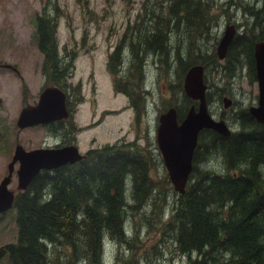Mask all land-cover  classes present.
Returning <instances> with one entry per match:
<instances>
[{
  "label": "trees",
  "instance_id": "trees-1",
  "mask_svg": "<svg viewBox=\"0 0 264 264\" xmlns=\"http://www.w3.org/2000/svg\"><path fill=\"white\" fill-rule=\"evenodd\" d=\"M153 3L160 10L147 7L144 16L148 15L147 26L154 29L144 33L142 28L132 29L137 37L130 39V53L133 61H138L134 66L141 68L146 55L157 52L166 69L178 64L185 75L198 64L217 70L213 56L195 53L197 42L193 39L191 43L194 37L210 34L216 20L212 1ZM240 3L234 4L242 7L248 17L229 46L223 69L231 74L245 63L256 80L254 52L256 42L264 41V0H259L258 7ZM56 10L59 12L58 7ZM58 16L59 13L57 20ZM173 21L176 31L186 30L188 47L194 52L190 50L185 55L178 45L172 59L169 33ZM35 24L37 44L44 54L43 76L49 85L67 88L70 65L59 57L54 19L38 15ZM127 40L124 38L110 54V68L116 77L123 78L124 84L118 90L132 96L143 78L137 83L122 76ZM209 78L206 82L210 99L213 85ZM140 99L139 92L136 104L142 112ZM185 115L179 112V120ZM235 123L229 137L211 129L201 132L202 142L194 153L186 193L174 200L172 213L164 221L163 232L175 240L177 254L185 256L187 264H264V125L254 120L249 109L238 112ZM155 158L163 160L160 152ZM155 158L145 146L133 141L94 147L80 161L42 170L27 189L15 194L10 208L14 211L16 236L13 242L0 247V259L5 255L9 264H107L104 245L108 236L116 243L132 246L138 238V227L131 235L127 228L132 214L152 204V213L158 217L168 204L167 191L155 197ZM218 159L224 173L205 165ZM166 180L170 183L169 176ZM149 216L147 225L154 228L157 223L151 222Z\"/></svg>",
  "mask_w": 264,
  "mask_h": 264
},
{
  "label": "rangeland",
  "instance_id": "rangeland-1",
  "mask_svg": "<svg viewBox=\"0 0 264 264\" xmlns=\"http://www.w3.org/2000/svg\"><path fill=\"white\" fill-rule=\"evenodd\" d=\"M211 1L216 15L211 32L208 36L202 35L200 39L192 38L191 43L194 44L193 39L197 42L195 53L213 56V64L218 69L205 67V76L210 77V83L214 86L211 87L212 100L208 102L210 110L216 118L219 115L223 119L225 117L224 120L229 121H226L229 124L231 122V128L235 130L237 113L258 102L259 88L250 75L249 65L245 63L238 72L226 73L223 66L227 59H220L216 48L228 25H234L239 32L246 24L248 16L242 7L234 4L235 1H240V4L251 3L256 7L260 4L259 0ZM154 4L153 0H0V64L10 65L5 68L2 65L0 68V183L8 175V165L13 159L16 144L30 147L34 143L37 146L46 134L47 142L53 145L59 142L75 143L84 154L90 148L135 141L145 146L155 158L160 152L157 129L161 114L176 107L185 115L196 102L184 91H180L184 85L185 73L178 64L166 69L160 61L162 55L151 52L146 55L141 68L134 66L138 61H133L130 53V39L135 37L134 31L138 28H142L143 33L144 30L151 32L154 29L153 26H147L149 22L145 20L149 19L148 15L144 16L147 7L154 11L160 10ZM38 15L54 19L59 57L66 65H70L71 75L66 81L68 87L63 88L68 94L72 114L63 123L66 135L63 137H56L53 133L60 125L48 129L35 126L24 130H18L16 125L20 110L27 105L37 104L41 91L49 85L42 73L44 54L35 37V19ZM173 24L174 21L171 22L172 27ZM176 30L173 27L169 31L172 59L176 53L175 46L181 45L185 55L193 50L188 47L189 36L186 30ZM124 38L129 40V44L124 50L122 76L137 83L143 78L132 95V108L127 107L130 104L127 93L118 90L124 84L123 78L116 77L110 68V54ZM11 65L17 67L19 75L9 69ZM139 92L142 112H139L136 104ZM224 97L231 100L229 108L224 107ZM65 138L68 142L64 141ZM153 148H156L155 152L152 151ZM205 165L216 173L225 171L219 159ZM17 166H14L11 183L8 185L15 193L18 192L15 174ZM153 167L152 176L157 182L155 197L159 196V192L167 191L168 204L162 208L161 216L158 217L152 213V204H147L139 212L132 214L130 223L127 224L130 235L133 228L138 227V238L132 242V246L125 242H113L108 236L104 245L107 264H124L127 261L134 264L188 262L185 256L177 254L175 240L163 232L164 221L171 215L174 200L180 194L174 189L171 180L167 183L169 174L161 158H155ZM132 190L130 199L133 198ZM148 215L151 222L157 223L154 228L147 225ZM15 236L14 211L9 208L0 213V247L13 242ZM2 257L0 264H9L5 255Z\"/></svg>",
  "mask_w": 264,
  "mask_h": 264
},
{
  "label": "water",
  "instance_id": "water-1",
  "mask_svg": "<svg viewBox=\"0 0 264 264\" xmlns=\"http://www.w3.org/2000/svg\"><path fill=\"white\" fill-rule=\"evenodd\" d=\"M237 33L234 25H228L221 38L217 53L224 59L229 46ZM256 75L259 85L257 105L249 108L254 118L264 124V41L255 44ZM4 67H10L5 64ZM184 90L186 94L199 101L198 108L191 106L184 119L179 122L176 107L169 108L159 118L157 142L162 154L164 164L175 190L185 194L190 175L193 171V158L198 144L199 133L203 129H213L218 133L228 136L231 132L224 119H216L210 112L206 93L208 84L205 81V66L194 65L185 75ZM224 107L229 108L231 100L224 98ZM1 102V99H0ZM68 94L59 85L47 86L40 94L35 105L22 108L17 117L16 125L19 129L49 123L69 117L67 106ZM80 149L76 145H68L61 149H36L26 151L21 146L15 149V155L9 163L8 175L0 183V213L13 205L14 193L8 189V184L13 172L14 163L18 160L17 169L18 188L25 190L31 179L42 169H55L68 163L82 159Z\"/></svg>",
  "mask_w": 264,
  "mask_h": 264
},
{
  "label": "flooded vegetation",
  "instance_id": "flooded-vegetation-1",
  "mask_svg": "<svg viewBox=\"0 0 264 264\" xmlns=\"http://www.w3.org/2000/svg\"><path fill=\"white\" fill-rule=\"evenodd\" d=\"M238 32V31H237ZM227 54H228V52H227ZM227 54H226V57H227ZM225 57V58H226ZM224 58V59H225ZM2 65H4V64H0V68H2L3 66ZM12 67L11 68H9V69H11L12 71H14L17 75H19V71H18V69H17V67H15V66H13V65H11ZM3 68H5V67H3ZM205 81H206V76H205ZM256 83L258 84V79H256ZM208 84V83H207ZM209 86V85H208ZM258 88H259V86H258ZM43 91V90H42ZM41 91V92H42ZM208 91H210V88L208 87V90H207V93H206V97H207V101L209 102V101H211L212 100V97L209 99L208 98ZM121 93H123L122 91H120ZM41 94V93H40ZM128 96H129V99H130V104H128V106L127 107H130V108H132V107H134V99H133V97L130 95V94H127ZM188 96V95H187ZM40 97V96H39ZM258 97H259V95H258ZM225 98V97H224ZM193 99V98H192ZM193 101H195L196 103H193L191 106H197V104L199 103V101L198 100H196V99H193ZM209 104V103H208ZM251 105H257V103L256 104H251ZM250 105V106H251ZM67 106H68V109H69V112H70V115H69V117L71 116V114H72V112H71V110H70V108H69V105H68V102H67ZM126 107V108H127ZM191 108V107H190ZM209 108H210V106H209ZM248 109H249V107H248ZM178 110V109H177ZM210 112H211V110H210ZM186 114H187V112H186ZM211 114H212V112H211ZM213 115V114H212ZM186 116V115H185ZM214 116V115H213ZM68 117V118H69ZM68 118H66V119H60V120H56V121H53V122H49V123H41V124H38V125H34V126H30V127H26V128H31V127H35V126H43L45 129H48L49 127H53V126H58V125H60L59 126V128L56 130V129H54L53 131V133H54V135L56 136V137H63V136H66L65 135V127H64V121L65 120H67ZM178 118H179V111H178ZM216 118V117H215ZM184 119V118H183ZM182 119V120H183ZM216 119H223V116L222 115H219V117L218 118H216ZM224 119H225V117H224ZM181 120V121H182ZM254 120L255 121H257L255 118H254ZM181 121H179V122H181ZM227 121V120H226ZM227 122H229V121H227ZM258 122V121H257ZM259 123V122H258ZM259 124H261V125H264V124H262V123H259ZM228 125H229V127L231 128L232 127V123L230 122V124L228 123ZM26 128H22V129H19L18 128V130H24V129H26ZM203 130H205V129H203ZM203 130H201V132L203 131ZM211 130H213V129H211ZM214 131V130H213ZM201 132L199 133V138H198V144H197V147H198V145H199V142H202V137L200 136L201 135ZM48 136H47V134H46V136H45V138H44V140L39 144V145H37V146H35L34 145V143H33V145H31L30 147H24V146H22L20 143H17L16 144V146H15V148H14V152H13V156H12V158L14 157V155H15V149L17 148V146H21L22 148H24L26 151H32V150H36V149H50V148H52V149H55V150H57V149H61V148H64V147H66V146H68V145H76V146H78V148L80 149V147H79V145H77V144H75V143H71V142H69V143H65L64 144V142L62 143V142H59V143H56V144H51L50 142H47L46 141V138H47ZM65 142H68L67 140H66V138H65V140H64ZM126 142V141H125ZM196 147V148H197ZM91 149V148H90ZM89 149V150H90ZM88 150V151H89ZM87 151V152H88ZM86 152V153H87ZM80 153L82 154V159L86 156V153L84 154V153H82L81 152V150H80ZM161 154V153H160ZM162 156V155H161ZM81 159V160H82ZM80 161V160H79ZM15 165H18L19 166V162H18V160L14 163V166ZM66 165V164H65ZM14 166H13V172H12V175H13V173H14ZM18 166H17V168H18ZM166 167V166H165ZM17 168L15 169V174H16V177H17V183H18V175H17V172H16V170H17ZM44 170H49V169H44ZM12 175H11V178H10V182H9V184L11 183V179H12ZM8 188H9V186H8ZM10 189V188H9ZM11 190V189H10ZM11 191H13V190H11ZM13 193H15L14 191H13Z\"/></svg>",
  "mask_w": 264,
  "mask_h": 264
},
{
  "label": "bare ground",
  "instance_id": "bare-ground-1",
  "mask_svg": "<svg viewBox=\"0 0 264 264\" xmlns=\"http://www.w3.org/2000/svg\"><path fill=\"white\" fill-rule=\"evenodd\" d=\"M222 37H223V35H222ZM222 37H221V38H222ZM235 38H236V35H235V37L233 38V40H232L231 43H233V41L235 40ZM220 40H221V39H220ZM219 42H220V41H219ZM218 45H219V43H218ZM218 45H217V48H218ZM230 45H231V44H230ZM217 48H216V51H217ZM217 56H218V55H217ZM218 57H219V56H218ZM188 70H189V69H188ZM188 70H187V71H188ZM186 73H187V72H186ZM252 116H253V115H252ZM253 117H254V116H253ZM230 130H231L230 134H229L228 136H225V137H229V136L231 135V133L234 131L232 128H230ZM113 242H114V241H113ZM81 263H82V262H81ZM81 263H80V264H81Z\"/></svg>",
  "mask_w": 264,
  "mask_h": 264
}]
</instances>
